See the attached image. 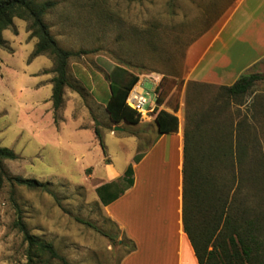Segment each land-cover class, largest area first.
Instances as JSON below:
<instances>
[{
  "label": "rangeland",
  "instance_id": "rangeland-1",
  "mask_svg": "<svg viewBox=\"0 0 264 264\" xmlns=\"http://www.w3.org/2000/svg\"><path fill=\"white\" fill-rule=\"evenodd\" d=\"M34 1L54 4L44 20L59 46L79 55L69 63L62 109L54 111L53 121L47 115L40 119L52 102L48 84L53 86V80L44 82L55 75L54 59L48 54L32 58L38 39L28 21L15 18L3 32L0 147L19 158L0 167V264H120L129 253L132 244L101 204L95 181L119 174L123 177L115 183L122 185L136 154L158 133L152 118L135 125L110 120L109 86L125 74L138 76L151 92L158 82L164 99L160 108L179 119V131H196L202 147L212 148L211 156L200 155L211 162L205 172L224 204L211 215L222 208L223 218L238 221L264 214V82L235 98L223 87L236 78L215 82L213 75L197 71L239 0ZM233 28L226 34L231 42ZM247 74L264 75V61ZM156 98L152 94L155 103ZM92 120L106 157L95 132L77 130ZM16 177L48 183L53 193L9 179ZM20 221L52 244L63 261L37 250L30 261ZM255 235L264 242V231ZM263 256L261 250L254 258L260 262Z\"/></svg>",
  "mask_w": 264,
  "mask_h": 264
},
{
  "label": "trees",
  "instance_id": "trees-1",
  "mask_svg": "<svg viewBox=\"0 0 264 264\" xmlns=\"http://www.w3.org/2000/svg\"><path fill=\"white\" fill-rule=\"evenodd\" d=\"M140 2L142 0H130ZM52 2L37 3L34 0H0V46L4 45L3 32L13 26L14 19H21L30 23L32 37L38 39L32 58L50 55L54 59L53 93L51 101L55 113L64 105V90L70 86L69 63L72 57L78 53L64 50L53 37L44 17L48 10L53 7ZM127 78L118 77L117 81L110 83V97L106 104V110L113 123L125 122L135 125L140 123L141 114L136 113L128 104L127 98L132 89L137 86L139 77L125 74ZM258 82H264V75L244 74L233 85L223 87V91L229 97H244L254 88ZM161 85L156 89L158 95L155 108V124L158 127V136L174 134L179 131V119L173 114L160 107L164 99L160 94ZM56 118V114H55ZM56 120V119H55ZM95 134L100 142L102 153L106 157V146L98 128ZM194 130L184 131V163H183V223L184 230L193 246L199 264H264L258 262L254 255L264 251V242L260 241L255 233L264 231V214H260L257 220H235L231 216L223 218L224 208L211 215V211L224 204L222 197L213 193L210 176L205 172L211 162L208 157H201L204 152L211 156L212 148L202 147L197 140ZM221 148L217 152H221ZM204 154V155H205ZM19 156L11 149L0 147V167L6 160H17ZM143 158V154L135 156V162ZM133 167L130 166L122 185L110 183L97 189V195L103 206L119 199L125 190L133 184ZM18 185L25 186L30 190H40L52 194L50 184L41 183L35 179L21 177L9 178ZM264 181V175L262 176ZM3 176L0 177V189ZM18 227L24 235V240L29 244V260L32 261L37 250L41 254L48 255L51 259L62 260L54 246L32 235L26 225L20 221ZM132 247L128 254L136 249L135 243L129 239ZM212 248V250H211ZM127 254V255H128Z\"/></svg>",
  "mask_w": 264,
  "mask_h": 264
},
{
  "label": "crops",
  "instance_id": "crops-1",
  "mask_svg": "<svg viewBox=\"0 0 264 264\" xmlns=\"http://www.w3.org/2000/svg\"><path fill=\"white\" fill-rule=\"evenodd\" d=\"M237 16L239 20L235 25ZM229 18L197 67L199 74L213 75L215 82L234 78L237 81L264 61V0H239ZM232 27L234 35L231 37L235 39L231 42L226 34ZM54 76L44 83L51 82ZM48 85L53 93L52 84ZM51 97L52 94L49 101ZM154 111L150 113L153 116H144L152 118L153 123ZM44 115L51 119L55 116L52 102L41 110L38 118L43 119ZM95 124L92 120L77 130L95 132ZM157 136L150 147L136 154H143L139 163L132 161V186L119 199L104 206L111 220L136 245L135 251L126 255L120 264H199L183 223L184 133ZM122 177L117 174L107 180L95 179L97 188Z\"/></svg>",
  "mask_w": 264,
  "mask_h": 264
},
{
  "label": "built area",
  "instance_id": "built-area-1",
  "mask_svg": "<svg viewBox=\"0 0 264 264\" xmlns=\"http://www.w3.org/2000/svg\"><path fill=\"white\" fill-rule=\"evenodd\" d=\"M158 84V82L153 83L154 89L151 92L145 89L144 82H138L137 86L130 92L127 98V104L135 110L136 113L138 112L141 114L142 117L152 113L157 107L156 103L152 100V94H154L155 98L158 96L156 94ZM147 105H149V110L144 111Z\"/></svg>",
  "mask_w": 264,
  "mask_h": 264
},
{
  "label": "water",
  "instance_id": "water-1",
  "mask_svg": "<svg viewBox=\"0 0 264 264\" xmlns=\"http://www.w3.org/2000/svg\"><path fill=\"white\" fill-rule=\"evenodd\" d=\"M117 130H122V129H120V128L116 127V128H115V131H117Z\"/></svg>",
  "mask_w": 264,
  "mask_h": 264
}]
</instances>
